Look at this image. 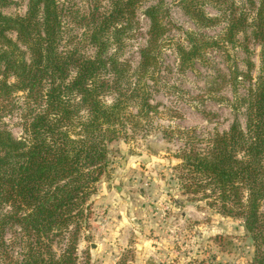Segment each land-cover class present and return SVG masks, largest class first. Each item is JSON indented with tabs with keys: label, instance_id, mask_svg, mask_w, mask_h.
Wrapping results in <instances>:
<instances>
[{
	"label": "trees",
	"instance_id": "16d2710c",
	"mask_svg": "<svg viewBox=\"0 0 264 264\" xmlns=\"http://www.w3.org/2000/svg\"><path fill=\"white\" fill-rule=\"evenodd\" d=\"M67 1L75 0H28L23 15H8L13 0H0V264H80L81 231L110 169L111 145L155 112L149 82L164 44L166 0L144 10L148 40L135 69L123 57L147 0H88L82 9ZM250 3L181 0L197 31L177 43L184 71L209 62L212 49L243 46L251 55L248 41L262 46L255 81L250 62L229 77L231 106L244 121L237 115L208 136L164 133L183 145L174 167L182 194L243 221L251 264H264V4ZM209 5L220 14H208ZM220 25L218 37L204 32ZM20 93L18 138L2 114L15 110Z\"/></svg>",
	"mask_w": 264,
	"mask_h": 264
},
{
	"label": "rangeland",
	"instance_id": "374dc122",
	"mask_svg": "<svg viewBox=\"0 0 264 264\" xmlns=\"http://www.w3.org/2000/svg\"><path fill=\"white\" fill-rule=\"evenodd\" d=\"M180 1L165 3L164 44L153 68L154 79L149 82L155 112L149 123L127 126L128 137L111 145L112 163L98 186L97 196L102 194L103 198L92 202L89 221L81 231L80 264H251L254 259V244L243 221L218 214L204 201L190 202L182 194L174 167L180 162L176 155L183 145L177 137L166 136L164 130H195L208 136L228 130L237 115L243 122V110L231 106L234 93L229 77L236 66L246 72L250 62L255 81L262 46L248 41L251 55L243 46L235 50L228 47L229 53L212 49L209 62L184 71L179 67L177 43H184L186 33L197 31V27ZM227 1L252 7L250 0ZM252 1L264 4V0ZM27 2L13 0L5 13L23 15ZM85 2L88 0L68 4L82 9ZM155 3L147 0L137 12V26L123 57L133 69L148 40L150 23L144 10ZM205 10L211 16L220 14L215 5ZM222 28L204 32L218 37ZM25 100L23 93L16 95L15 110L10 107L12 112L2 114L18 138L23 127L22 111L17 106ZM107 193L110 200L104 198ZM93 244L96 249L91 248Z\"/></svg>",
	"mask_w": 264,
	"mask_h": 264
},
{
	"label": "crops",
	"instance_id": "0c3cea01",
	"mask_svg": "<svg viewBox=\"0 0 264 264\" xmlns=\"http://www.w3.org/2000/svg\"><path fill=\"white\" fill-rule=\"evenodd\" d=\"M109 194H110V193H107V194L105 195L106 197H104V198L107 199V200H110V198L108 197ZM101 197H102V194H101V195L99 194L98 196H97V194H96V196L94 197L93 202H94L95 204L98 203V200H99ZM107 197H108V198H107ZM102 198H103V197H102ZM102 198H101V199H102ZM114 234H115V233H114Z\"/></svg>",
	"mask_w": 264,
	"mask_h": 264
},
{
	"label": "water",
	"instance_id": "95a60500",
	"mask_svg": "<svg viewBox=\"0 0 264 264\" xmlns=\"http://www.w3.org/2000/svg\"><path fill=\"white\" fill-rule=\"evenodd\" d=\"M117 190L119 191L120 189L117 188ZM91 248H92V249H96V248H97V245L93 244V245L91 246Z\"/></svg>",
	"mask_w": 264,
	"mask_h": 264
}]
</instances>
